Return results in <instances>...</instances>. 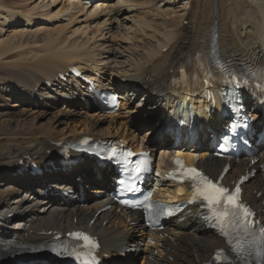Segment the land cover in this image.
Masks as SVG:
<instances>
[{"label": "bare ground", "instance_id": "obj_1", "mask_svg": "<svg viewBox=\"0 0 264 264\" xmlns=\"http://www.w3.org/2000/svg\"><path fill=\"white\" fill-rule=\"evenodd\" d=\"M22 37L30 43L28 48L8 53ZM211 44L228 63L246 61L264 67V0H0V50L6 53L0 57V111L21 106L19 112H0L4 117L0 121V184L6 183L0 187V216L4 217L0 264H11L14 251L48 242L49 231L86 226L99 237L100 256L107 264H136L139 259V264H202L223 246L216 234L205 229L203 220L188 215L157 232L144 227L136 214L110 208L88 225L99 208L111 203L112 171L78 160L70 168L63 166L71 172H62L58 168L62 164L54 163L61 144L89 135L121 138L152 155L159 148L165 167L174 153L183 154L189 163L198 155L197 165L219 173L228 160L213 157L209 146L210 136L221 126L219 116H195L199 142L185 150L162 126L169 114L171 121L195 106L200 112L209 108L201 89H176L169 80L188 68L200 47ZM72 66L94 78L99 88L118 92L120 108L113 113L99 109L89 101L85 82L78 79L46 86V80ZM188 91L193 92L191 96ZM61 114L65 117H58ZM180 133L184 136L188 131ZM257 157L264 163L262 154ZM19 160L36 162L41 175L26 180L23 175L31 172L19 174ZM247 161H228L231 168L225 178H236ZM159 181L167 185L163 178ZM243 188L244 197L264 222V169ZM69 189L83 197L68 201L63 193ZM41 205L45 214L37 212ZM121 251L130 252L125 263L118 258Z\"/></svg>", "mask_w": 264, "mask_h": 264}, {"label": "snow or ice", "instance_id": "obj_2", "mask_svg": "<svg viewBox=\"0 0 264 264\" xmlns=\"http://www.w3.org/2000/svg\"><path fill=\"white\" fill-rule=\"evenodd\" d=\"M177 164L181 161L177 160ZM187 175L182 177L184 181L189 182L195 190L196 196L204 202L211 216L207 219H214L220 225V231L224 235L225 222H229L233 229L246 235L255 236L253 224L256 223L251 217L252 210L240 200L241 188L237 185L235 188L224 186L217 178H210L204 174L198 167H191L185 170ZM147 201V197L145 198ZM149 210H152L150 203L146 204ZM260 238L264 239V227H259ZM87 239V237H85ZM238 252L242 246L237 247ZM258 255H260L258 253Z\"/></svg>", "mask_w": 264, "mask_h": 264}, {"label": "rangeland", "instance_id": "obj_3", "mask_svg": "<svg viewBox=\"0 0 264 264\" xmlns=\"http://www.w3.org/2000/svg\"><path fill=\"white\" fill-rule=\"evenodd\" d=\"M8 1H10V2H16V0H8ZM94 5V4H93ZM93 5H92V7L91 8H93ZM91 10V9H90ZM84 17V16H83ZM74 27V26H73ZM26 37H22V40H19V41H17V42H15L14 44L16 45V47H13L11 50H8V53H17V54H19V52H21V51H23V50H25L26 48H28V46L30 45V43H28V40H27V38L25 39ZM40 39V38H39ZM25 41H26V43H25ZM39 42V44L41 43V41L39 40L38 41ZM18 43H19V46H18ZM13 45V44H12ZM14 45V46H15ZM21 48L23 49V50H21ZM25 48V49H24ZM2 51V52H1ZM3 51L5 52V50H0V57H2V56H4L6 53H3ZM3 65H5V67L7 66V60H4L3 61ZM61 107V105H58L57 107ZM20 105H18L17 106V108H16V106L14 107V108H12V109H7V110H3V111H11V112H19V110H20ZM6 109V108H5ZM56 109V108H55ZM3 111H0V112H3ZM49 111V110H48ZM52 111H54V110H52ZM28 112L30 113H34V110H28ZM36 112V111H35ZM35 114V113H34ZM52 113H49V114H46V115H48V117H49V115H51ZM47 117V118H48ZM58 117H60V118H63V117H65V115H63V114H61V115H59ZM67 117H72V116H70V115H68ZM2 119H4V117H1L0 116V121H2ZM101 125H106V122H101ZM62 125H60V127H61ZM147 130V127L146 128H143L142 130H141V132L140 133H142V135L144 134V132ZM150 140H152L153 141V137H150ZM3 184H6L5 182H3V183H1L0 184V187L1 188H4L5 187V185H3ZM10 183H8V185H9ZM7 185V186H8ZM95 187V186H94ZM37 212H39L40 214H45V209H44V207H42V205L39 207V208H37ZM143 244H141V246H142ZM120 254H121V256H120ZM120 254L118 255V258H119V256H120V258L122 259V260H126V259H128L129 258V256H130V253L129 252H126L125 251V255L124 256H122V253L120 252ZM138 262H140V259L139 260H137L136 261V264H139Z\"/></svg>", "mask_w": 264, "mask_h": 264}]
</instances>
